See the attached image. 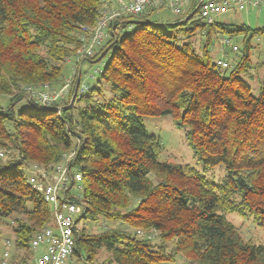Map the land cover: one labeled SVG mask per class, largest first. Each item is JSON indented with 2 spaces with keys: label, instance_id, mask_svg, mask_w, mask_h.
<instances>
[{
  "label": "trees",
  "instance_id": "trees-1",
  "mask_svg": "<svg viewBox=\"0 0 264 264\" xmlns=\"http://www.w3.org/2000/svg\"><path fill=\"white\" fill-rule=\"evenodd\" d=\"M100 6L101 0H0V95L8 98L0 104V217L11 216L14 248L23 250L16 264L25 263L30 237L50 218L20 169L52 167L74 147L71 165L81 173L86 204L73 250L80 264H95L100 249L109 255L105 264H165L177 255L186 264H264V246L244 240L224 217L247 210L264 230V59L254 62L250 53L251 37L264 28L250 33L244 24H205L195 15L181 22L189 10L175 15L169 30L148 21L154 11L128 17L139 24L128 33L119 29L132 21L116 20L114 35L88 59L106 57L98 82L112 96L103 99L101 86L79 92L81 68L73 73L65 65ZM197 30L200 52L189 41ZM218 35L244 38L229 71L210 57ZM70 72L66 99L45 106L30 98L29 88L60 85ZM23 100L27 105L17 107ZM160 116L185 129L205 169L224 164L222 183L159 160L160 140L142 118ZM99 218L135 233H89L83 225ZM137 231H155L160 242Z\"/></svg>",
  "mask_w": 264,
  "mask_h": 264
},
{
  "label": "built area",
  "instance_id": "built-area-1",
  "mask_svg": "<svg viewBox=\"0 0 264 264\" xmlns=\"http://www.w3.org/2000/svg\"><path fill=\"white\" fill-rule=\"evenodd\" d=\"M262 5L264 0H101L97 21L88 29V36H81L78 54L83 60L90 59L95 47L114 35V21L127 22L130 16L159 9H167L174 15H181L189 10L186 16L196 15L197 19L205 24H213L218 17L228 12L246 11L260 8ZM221 44V51L228 47L232 52H238L239 47L233 45L228 36L222 37ZM215 64L220 68L229 67L228 61L222 56L215 59ZM76 67L77 65L73 66V73ZM78 67L80 68L79 65ZM96 71L99 72L100 69ZM70 86L71 78H67L58 88L48 89L44 86L43 89L29 88L28 92L35 102L51 106L64 99ZM87 90L88 85L82 82L79 92L84 93ZM75 153V147L63 153L61 160L52 167L44 168L35 164L31 166L27 183L48 205L50 218L30 237L29 255L22 264H79L73 253L78 233L76 222L77 218L84 214L86 204L82 199L81 173L71 165ZM3 154L4 151L0 149V157ZM8 250L5 248L3 252L5 260L9 254Z\"/></svg>",
  "mask_w": 264,
  "mask_h": 264
},
{
  "label": "rangeland",
  "instance_id": "rangeland-1",
  "mask_svg": "<svg viewBox=\"0 0 264 264\" xmlns=\"http://www.w3.org/2000/svg\"><path fill=\"white\" fill-rule=\"evenodd\" d=\"M175 15L172 14L167 9H159L158 11L153 12L148 17V21L152 19H156L159 23L163 24L165 29L169 30L167 24L171 23L174 20ZM194 19H197V16H194ZM218 20L225 23L244 24L249 27V32L251 33L253 30H258L264 28V5L260 6V8H252L246 11L240 12H228L220 17ZM131 23H127L119 29L122 33H128L136 28L139 24L132 20ZM223 36L218 35L214 41V44L210 48V57L212 61H215L217 56H222L229 63L228 71L235 64V62L239 59L240 52H232L228 47H225L223 51H221L220 44ZM231 43L238 47H242L244 43L243 35H234L230 36ZM204 37L197 30L189 41H191L193 48L195 51L200 52ZM222 45V44H221ZM250 45L252 48L250 49L251 58L254 62L264 59V33L253 35L250 39ZM80 47V46H79ZM79 47L72 53L70 57L66 59L65 65L69 67V69H73L75 63H77L81 68V76L80 83L85 82L87 85L97 87L101 86V94L97 96L103 99H108L112 96L111 91L109 90V85L105 82H98L99 73L95 70L103 68L106 57L102 58L100 61L90 63L88 60L82 59L78 54ZM77 65V69H78ZM222 69L217 66V69ZM68 72V71H67ZM67 78H72V72H70L69 76L65 77L64 80L60 83V85H49L48 89L58 88L65 83ZM253 86V94H256V82H250ZM44 86L42 88H44ZM38 88V86L36 87ZM70 88V87H69ZM69 93V92H68ZM68 94L64 97L66 99ZM6 96L0 95V104H4L2 100H5ZM8 99V98H7ZM72 101V98L70 99ZM65 102V101H64ZM26 100H23L17 104V107L26 106ZM142 123L149 134L155 135L159 138L160 143L162 145V150L159 155V160L167 161L170 163H179V164H187L193 168H195L207 181H212L215 183H222L227 175V171L224 167V164L216 165L212 168L205 169L201 163V161L195 156L193 150L187 145L185 138V129L177 128L173 125L171 118L169 116H160V117H143ZM4 151V150H3ZM21 172H25L26 176H29L31 173V167L29 168H21ZM234 201L236 203L239 202V198H235ZM224 217L227 221H229L238 231L239 235L244 240H250L252 243L256 245L264 246V230L259 226L255 216L250 214L247 210H243L242 214L240 213H226ZM12 220L11 216L9 217H0V264H16L18 257L23 254V250L14 248V239L15 236L12 232ZM89 233H97L100 231H104L109 228H118L124 229L131 233H135L136 228L129 227L127 224L122 223L120 221H109L103 218H99V220L94 222H86L83 225ZM144 230V229H143ZM140 235L145 236L151 239L153 244L159 243V238L157 237V232L155 231H139ZM141 237V236H140ZM9 244V245H7ZM7 245V246H6ZM167 250L170 247V244H166ZM5 248H8L9 254L7 259H4L3 252ZM108 253L104 249H100L97 252V255L94 259L95 264H105L107 263ZM28 257V255H25ZM26 260V259H25ZM187 260L182 255H177L175 261L172 263L165 264H186ZM80 264V263H79ZM115 264V263H110Z\"/></svg>",
  "mask_w": 264,
  "mask_h": 264
},
{
  "label": "water",
  "instance_id": "water-1",
  "mask_svg": "<svg viewBox=\"0 0 264 264\" xmlns=\"http://www.w3.org/2000/svg\"><path fill=\"white\" fill-rule=\"evenodd\" d=\"M191 15H192V14H191ZM191 15H188V16L184 17V18L181 20V22H182V21H186Z\"/></svg>",
  "mask_w": 264,
  "mask_h": 264
},
{
  "label": "crops",
  "instance_id": "crops-1",
  "mask_svg": "<svg viewBox=\"0 0 264 264\" xmlns=\"http://www.w3.org/2000/svg\"><path fill=\"white\" fill-rule=\"evenodd\" d=\"M217 57H221V56H217Z\"/></svg>",
  "mask_w": 264,
  "mask_h": 264
}]
</instances>
